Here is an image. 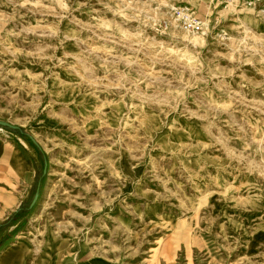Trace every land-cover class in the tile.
Wrapping results in <instances>:
<instances>
[{"label":"rangeland","instance_id":"obj_1","mask_svg":"<svg viewBox=\"0 0 264 264\" xmlns=\"http://www.w3.org/2000/svg\"><path fill=\"white\" fill-rule=\"evenodd\" d=\"M0 119L39 157L0 253L264 264V0H0Z\"/></svg>","mask_w":264,"mask_h":264},{"label":"crops","instance_id":"obj_2","mask_svg":"<svg viewBox=\"0 0 264 264\" xmlns=\"http://www.w3.org/2000/svg\"><path fill=\"white\" fill-rule=\"evenodd\" d=\"M14 132L0 125V225L26 216L25 199L37 183L38 152L30 136Z\"/></svg>","mask_w":264,"mask_h":264},{"label":"bare ground","instance_id":"obj_3","mask_svg":"<svg viewBox=\"0 0 264 264\" xmlns=\"http://www.w3.org/2000/svg\"><path fill=\"white\" fill-rule=\"evenodd\" d=\"M57 239L58 237L55 235L54 231L51 228H47L45 232L44 246L41 248V255L39 259H36L35 264H51L53 262L57 250ZM18 247H10L9 249L3 251L0 254V264H26L27 255L30 250L27 246ZM93 263L110 264L108 261L97 258L93 259Z\"/></svg>","mask_w":264,"mask_h":264},{"label":"built area","instance_id":"obj_4","mask_svg":"<svg viewBox=\"0 0 264 264\" xmlns=\"http://www.w3.org/2000/svg\"><path fill=\"white\" fill-rule=\"evenodd\" d=\"M176 12L179 10V16L178 19L182 22V24L191 30H201L203 29V24L202 21L198 20L196 16V12L190 8V7H185L175 9Z\"/></svg>","mask_w":264,"mask_h":264},{"label":"water","instance_id":"obj_5","mask_svg":"<svg viewBox=\"0 0 264 264\" xmlns=\"http://www.w3.org/2000/svg\"><path fill=\"white\" fill-rule=\"evenodd\" d=\"M0 125L7 126V127H10V128H15V129L18 128V125L10 123V122L5 121V120H1V119H0ZM39 196H40V190L38 189L36 191L34 197H33L32 202H31V207H33L36 204L37 200L39 199Z\"/></svg>","mask_w":264,"mask_h":264}]
</instances>
